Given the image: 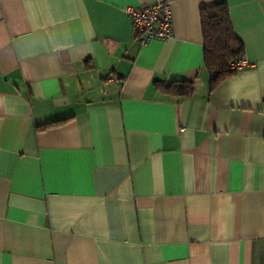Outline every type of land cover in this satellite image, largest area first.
Listing matches in <instances>:
<instances>
[{"label": "crops", "instance_id": "crops-1", "mask_svg": "<svg viewBox=\"0 0 264 264\" xmlns=\"http://www.w3.org/2000/svg\"><path fill=\"white\" fill-rule=\"evenodd\" d=\"M215 1L0 0V264H264V0H224L249 65L211 90Z\"/></svg>", "mask_w": 264, "mask_h": 264}, {"label": "trees", "instance_id": "trees-1", "mask_svg": "<svg viewBox=\"0 0 264 264\" xmlns=\"http://www.w3.org/2000/svg\"><path fill=\"white\" fill-rule=\"evenodd\" d=\"M205 44V68L210 73V89L236 73L231 65L245 54L244 45L236 36L230 17V10L224 0L200 10ZM162 92L177 97H190L195 91L194 81L160 83Z\"/></svg>", "mask_w": 264, "mask_h": 264}, {"label": "built area", "instance_id": "built-area-1", "mask_svg": "<svg viewBox=\"0 0 264 264\" xmlns=\"http://www.w3.org/2000/svg\"><path fill=\"white\" fill-rule=\"evenodd\" d=\"M126 12L132 23L133 36L141 45H146L150 40H167L173 37V17L171 4L168 1H158L152 6L139 8L128 7ZM249 63L243 55L239 61L231 65V69L240 70ZM115 80L114 76L110 77Z\"/></svg>", "mask_w": 264, "mask_h": 264}]
</instances>
